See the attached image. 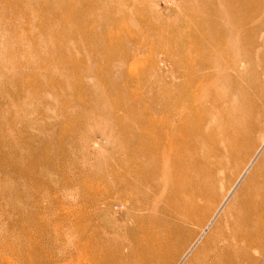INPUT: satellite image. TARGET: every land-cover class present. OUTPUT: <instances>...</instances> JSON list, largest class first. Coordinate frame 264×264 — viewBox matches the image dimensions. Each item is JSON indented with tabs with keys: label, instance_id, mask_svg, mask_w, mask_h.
Listing matches in <instances>:
<instances>
[{
	"label": "rangeland",
	"instance_id": "1",
	"mask_svg": "<svg viewBox=\"0 0 264 264\" xmlns=\"http://www.w3.org/2000/svg\"><path fill=\"white\" fill-rule=\"evenodd\" d=\"M229 1L0 0V264H81L94 253L97 235L121 239L124 252L139 251L125 238L135 223L125 217L123 197L136 196L125 187L133 182L124 173V165L132 166L126 153L136 135L176 125L172 114L183 105L175 102L180 94L201 88L232 97L237 91L217 78L223 71L205 68L201 52L217 25L221 38L232 29L238 33L239 17ZM245 1L248 31L263 21L264 0ZM256 38L254 60L260 63L240 87L247 95L254 93V78L264 85V31ZM211 48L209 60L219 61ZM232 127L224 123L213 133ZM253 133L259 142L249 160L264 141V119ZM221 171L216 188L225 196L244 167L238 171L231 161ZM154 200L150 222L156 232L165 219L191 230L169 260L185 264L222 198L208 221L204 215L187 225L188 218L166 211L172 201L166 195ZM250 254L264 264L256 247Z\"/></svg>",
	"mask_w": 264,
	"mask_h": 264
},
{
	"label": "bare ground",
	"instance_id": "2",
	"mask_svg": "<svg viewBox=\"0 0 264 264\" xmlns=\"http://www.w3.org/2000/svg\"><path fill=\"white\" fill-rule=\"evenodd\" d=\"M230 1L233 6L230 5L231 13L234 11L239 17L235 22L238 33L228 29V36L223 33L226 38H221L223 31L221 25H217L210 44L202 46L201 52L205 68L223 71L224 75L217 78L226 80L237 91L233 90L232 97L222 96L217 89L204 91L201 88H196L192 94H180L182 96L175 102L183 105L177 114H172L176 125L165 123L164 126L169 132L162 133L161 128L158 132L140 133L134 137L131 149L126 153L132 166L124 165V173H130L133 178V182H126L125 187L136 196L130 199L123 197L127 202L123 207L126 209L125 217L135 223L132 225L133 235L125 238H129L128 242L139 251L135 247H127L128 251L124 252L121 239H102L97 235L93 243L94 253L81 264H130L122 261L130 257H139V264H170L169 260L176 253L179 255L191 230L177 226L180 225L178 220L167 225L165 219L158 222L161 229L156 232L157 225L150 222V214H155L157 200L154 198L161 195H166L167 201L172 200L169 204L166 202V211L175 210L180 218H188L184 220L186 225L204 215V221H208L214 202L222 198L208 223L207 234L201 233L196 237L186 255L188 259L185 257V264H256L250 249L256 247L259 254H264V141L249 160L250 153L259 142L253 137V132L264 119V85H259L254 78L251 84L255 94L247 95L245 89L240 88L260 63L254 59L259 55L255 51L258 47L256 37L264 31V18L247 31L243 26L251 17L242 13L243 10L248 11L247 2ZM261 11H257L258 14ZM211 47L221 56H218L219 61L209 60ZM194 80L193 77L185 88H190ZM230 97L231 104L222 108L221 104ZM201 99L207 103H201ZM224 123L234 129L232 127L230 133L223 130L222 133H213ZM231 161L238 171L241 167L244 171L235 186L222 196L216 186L221 170ZM146 210V219L138 222V215ZM154 243L158 245L157 249Z\"/></svg>",
	"mask_w": 264,
	"mask_h": 264
}]
</instances>
